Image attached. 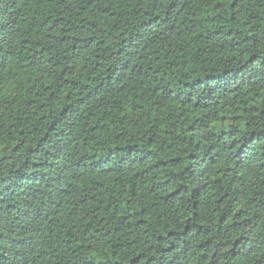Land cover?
Listing matches in <instances>:
<instances>
[{
	"label": "trees",
	"instance_id": "trees-1",
	"mask_svg": "<svg viewBox=\"0 0 264 264\" xmlns=\"http://www.w3.org/2000/svg\"><path fill=\"white\" fill-rule=\"evenodd\" d=\"M0 264H264V0H0Z\"/></svg>",
	"mask_w": 264,
	"mask_h": 264
}]
</instances>
